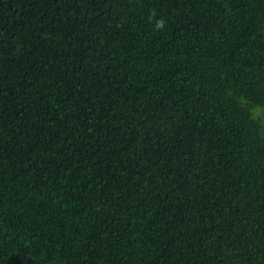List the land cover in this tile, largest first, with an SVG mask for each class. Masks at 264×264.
<instances>
[{
    "label": "trees",
    "instance_id": "trees-1",
    "mask_svg": "<svg viewBox=\"0 0 264 264\" xmlns=\"http://www.w3.org/2000/svg\"><path fill=\"white\" fill-rule=\"evenodd\" d=\"M257 108L264 0H0V264H264Z\"/></svg>",
    "mask_w": 264,
    "mask_h": 264
},
{
    "label": "clouds",
    "instance_id": "clouds-1",
    "mask_svg": "<svg viewBox=\"0 0 264 264\" xmlns=\"http://www.w3.org/2000/svg\"><path fill=\"white\" fill-rule=\"evenodd\" d=\"M153 16H155V13H153ZM152 17H150L151 19ZM165 27V21L163 18H159L155 20V24H154V28L156 30H162ZM254 114H260V115H264V111H262L261 109L257 108L254 109Z\"/></svg>",
    "mask_w": 264,
    "mask_h": 264
}]
</instances>
